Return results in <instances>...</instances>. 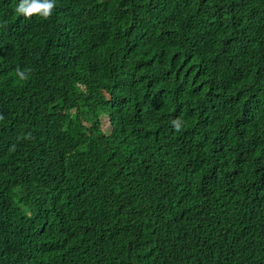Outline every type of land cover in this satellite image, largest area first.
Instances as JSON below:
<instances>
[{
    "label": "trees",
    "instance_id": "1",
    "mask_svg": "<svg viewBox=\"0 0 264 264\" xmlns=\"http://www.w3.org/2000/svg\"><path fill=\"white\" fill-rule=\"evenodd\" d=\"M18 2L0 264H264V0Z\"/></svg>",
    "mask_w": 264,
    "mask_h": 264
},
{
    "label": "clouds",
    "instance_id": "2",
    "mask_svg": "<svg viewBox=\"0 0 264 264\" xmlns=\"http://www.w3.org/2000/svg\"><path fill=\"white\" fill-rule=\"evenodd\" d=\"M55 6L56 0H19L15 5L14 12L25 19H31L33 16L48 19L52 15ZM30 71V69L22 70L18 67L15 70V76L21 81H27ZM172 124L176 131H180L181 122L179 120H173ZM14 147L10 151L14 150Z\"/></svg>",
    "mask_w": 264,
    "mask_h": 264
}]
</instances>
